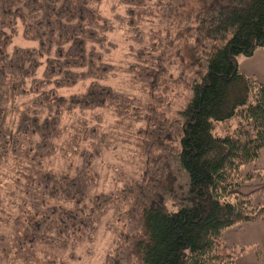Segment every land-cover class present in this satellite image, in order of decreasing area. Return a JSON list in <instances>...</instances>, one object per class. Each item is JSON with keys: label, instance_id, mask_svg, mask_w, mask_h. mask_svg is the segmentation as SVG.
<instances>
[{"label": "trees", "instance_id": "1", "mask_svg": "<svg viewBox=\"0 0 264 264\" xmlns=\"http://www.w3.org/2000/svg\"><path fill=\"white\" fill-rule=\"evenodd\" d=\"M126 12L132 15L133 9ZM86 16L89 23L94 22V10L73 0H0L3 144L18 145L20 138L39 134L41 140L34 145L37 153L33 155L45 154L42 149L49 150L47 154L58 151L55 140L67 129L57 125L72 116L73 108L82 109L85 117L93 108L109 109L117 115L128 114L131 108V115H136L134 105L140 97L111 85L81 84L97 67L93 57L101 59L85 47L86 38L95 34L84 29L81 22ZM190 18L195 23L178 29L175 35L166 29L161 37L159 28L152 29L146 43L141 29H136L133 38L141 46L134 53L135 61L124 69L132 84H138L148 99L154 100L155 107L143 105L148 112L155 113L159 107L172 109L169 115L159 113L163 120L145 117L156 123L159 135L155 147L161 149L145 163L162 170L163 179L152 185L158 190L148 188L139 194L138 211L132 217L137 230L132 254L137 264H235L236 257L246 251L259 253L255 245L226 244L222 233L240 223L264 220V189L259 203L238 191L243 182L264 173L254 166L264 147V83L244 73L238 64L239 57L264 48V0H200L195 17ZM73 20L76 23H71ZM18 35L34 44L13 45ZM67 40L71 44L65 49ZM112 45L110 40L105 54ZM85 66L83 72L66 70ZM114 69L110 62L97 71L112 73ZM30 76L33 79L29 80ZM79 85L83 91L76 90ZM176 87L186 93L178 107L171 96ZM116 98L121 103L114 111L108 105ZM232 119L235 124L228 122L225 134L214 133L217 123ZM97 130L89 127L81 137ZM72 139H77L75 132ZM141 143L147 151L148 142ZM62 144L68 147L66 142ZM79 155L83 159L75 176L65 172L53 183L51 174L42 173L35 180L42 185L41 196L47 198L31 204L32 215L26 219L33 232L57 224L62 226L58 234L67 227L79 230V225L86 226L78 217L97 172L88 176L85 170L101 152L94 148L91 153L81 150ZM148 173L145 169L142 178L151 182L154 177ZM30 187L24 186L29 196L34 195ZM49 198L58 202L49 204ZM68 204L72 207L65 206ZM123 238L128 239L127 233Z\"/></svg>", "mask_w": 264, "mask_h": 264}, {"label": "clouds", "instance_id": "2", "mask_svg": "<svg viewBox=\"0 0 264 264\" xmlns=\"http://www.w3.org/2000/svg\"><path fill=\"white\" fill-rule=\"evenodd\" d=\"M73 2H80L86 9L94 10V22L89 23L86 16L85 21L81 23L84 29H92L95 33L94 36L86 38V49L100 54L101 59L93 57L97 67L93 68L91 75L81 80V84H95L98 88L110 85L111 71L99 72L97 68L110 63L105 50L115 34L114 29L123 31L131 37L135 35L136 29H143L146 32L147 28L144 25L151 22L148 24L149 27L154 31L157 28L161 30L159 36L162 37L166 29L175 35L178 29L195 23L190 17H195L200 7V0H73ZM129 8L133 9L132 15L126 12ZM130 19L133 21L132 24L128 23ZM71 23L76 21L73 20ZM81 38L85 37L82 35ZM144 39L147 40V37ZM98 40L100 43H97ZM128 43H132L131 39ZM70 44L71 40H67L63 47L66 49ZM140 46L135 45L136 48ZM124 67L126 68L127 64H124ZM66 70L83 72L87 71V66ZM35 75L39 77V72ZM55 78L59 79L60 75ZM28 79L31 80L33 77L30 76ZM120 103V99L116 98L108 107L115 111ZM145 104H152L155 107L154 100L148 99L146 93L141 95L134 105L138 108L135 116L131 115L129 108L127 115H114L112 122H104L101 108H93L90 118L84 116L82 109L78 112L73 108V119H66L57 125V128L67 130L55 140V145H59L60 148L58 151L52 150L51 154H47L49 150L42 149L40 151L45 154L33 155L37 153L34 145L41 140L39 134L20 138L18 145L0 142V209H2L0 264H137L132 254V243L137 235L132 217L138 211L139 194L163 179L162 170L145 163L147 159L156 157L161 152L160 148L155 147L159 135V132L155 131L157 125L145 117L156 116L158 120H163L164 116H160L159 113L169 115L172 110L170 106L169 109L156 108L155 113L148 112L143 107ZM82 119L86 123L82 124L80 122ZM68 125L73 127L68 128ZM89 127H96L98 130L92 135L81 137V132ZM137 129L141 131L137 133ZM73 132L76 140L72 139ZM101 133L108 135L102 136ZM113 137L116 138L114 142L124 141L115 150L112 149L111 143H108ZM62 141L66 142L69 148L75 147L76 154L73 155L65 148ZM142 141L150 145L147 151ZM94 148L101 153L112 155L102 177L93 179L87 196L82 200V210L78 219L85 221L86 226L79 225V230L67 227L58 234L57 229L62 226L57 224L47 230L33 232L28 228L29 221L26 219L32 215L31 204L47 198L41 196L42 185L36 184L35 180L42 173L51 174L53 183L65 172L70 177L75 176L76 169L81 166L83 159L79 155L80 151L91 153ZM100 159H103V155ZM97 163L99 160H94L93 166L85 170L88 176H91L92 172L101 171L94 166ZM145 169H149L148 174L154 177L153 181L148 182L142 178ZM29 177L32 178L31 181ZM26 184L31 185L30 191L34 195L25 194ZM57 202L56 199H48L49 204ZM65 206L72 207L71 204ZM89 209L92 211L89 212ZM124 233H127L128 239L123 238Z\"/></svg>", "mask_w": 264, "mask_h": 264}, {"label": "rangeland", "instance_id": "3", "mask_svg": "<svg viewBox=\"0 0 264 264\" xmlns=\"http://www.w3.org/2000/svg\"><path fill=\"white\" fill-rule=\"evenodd\" d=\"M151 22H146L144 27L147 28V31L145 32L143 29H141L142 34L141 36L143 37L142 40L143 42H148L149 40V33L150 31L152 32L151 27L148 26V24ZM20 32V28H19ZM114 35L111 38L112 41V46H110V50L107 54L108 60L115 65L114 71H112V75L110 76V85L117 91H120L122 93H126L129 95H133L135 97H140L141 95L145 94L144 91L141 90L138 84H132L130 81V75L125 72V67L124 64H130L131 62L135 61V56L134 53L138 49L135 47L136 44H139L133 36L129 37L127 36L123 31H118L114 30ZM139 35V33H138ZM147 37V40L144 39V37ZM131 39L132 43L129 44L128 40ZM12 44H18V45H32L34 44L33 42L23 40L20 35L15 37L12 40ZM243 57V56H241ZM240 58V57H239ZM83 86H85L83 84ZM83 89L82 85H79L76 90H81ZM172 101L174 107H178L180 104L183 103L184 97L186 96V93L183 89L176 87L172 92ZM148 98V97H147ZM89 114L92 113H87L86 117H88ZM117 115V113L109 110V109H103V119L104 122H112L113 116ZM127 115V113L125 114ZM68 120L73 119V115L69 116L67 118ZM66 120V119H65ZM231 122L235 124V119H232L231 121H226V122H219L216 124V127L214 129V133L218 135H223L227 132V123ZM108 133H105V136H107ZM116 140L115 137L112 138V140L108 141V143H111V147L113 150L117 149L120 147V144L124 143V141H119V142H114ZM107 147V144L105 145ZM69 151L72 152L73 155L76 154V148L72 147L69 148L67 147ZM103 155V159H100V156ZM95 160H99V163L95 164L97 168L101 169L100 172L96 173V177H102L103 170L107 167L108 165V160L111 158V153H101ZM61 159H63V156H61ZM71 167V165L69 166ZM263 189L261 190V192ZM262 196V194H261ZM263 200V199H262ZM2 210V209H0ZM262 221V220H260ZM256 246V245H255ZM238 257V256H237Z\"/></svg>", "mask_w": 264, "mask_h": 264}, {"label": "crops", "instance_id": "4", "mask_svg": "<svg viewBox=\"0 0 264 264\" xmlns=\"http://www.w3.org/2000/svg\"><path fill=\"white\" fill-rule=\"evenodd\" d=\"M238 64L244 73L254 75L264 83V48H257L250 56L238 58ZM254 166L264 169V147ZM262 189H264V173L260 178L247 180L238 187L241 194L252 195L256 203L262 201ZM222 239L226 244L258 247L259 253L246 251L236 257L235 264H264V220L240 223L230 227L224 230Z\"/></svg>", "mask_w": 264, "mask_h": 264}]
</instances>
